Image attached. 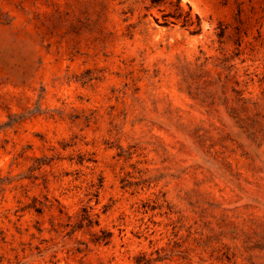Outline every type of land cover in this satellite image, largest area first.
<instances>
[{"label":"rangeland","instance_id":"374dc122","mask_svg":"<svg viewBox=\"0 0 264 264\" xmlns=\"http://www.w3.org/2000/svg\"><path fill=\"white\" fill-rule=\"evenodd\" d=\"M179 2L0 0V264H264V0Z\"/></svg>","mask_w":264,"mask_h":264},{"label":"trees","instance_id":"16d2710c","mask_svg":"<svg viewBox=\"0 0 264 264\" xmlns=\"http://www.w3.org/2000/svg\"><path fill=\"white\" fill-rule=\"evenodd\" d=\"M171 8H172V12L164 15L163 16L164 18L167 19L168 17H172L176 21H180L181 27L192 28L191 32L193 34H197L200 32V20H199V18L197 16H194V18H193L190 10L184 11L180 6L179 0H176V4L171 5ZM164 24H168V22H165Z\"/></svg>","mask_w":264,"mask_h":264}]
</instances>
